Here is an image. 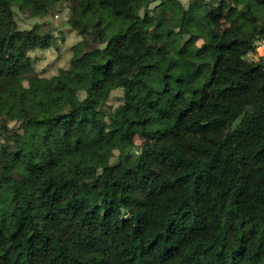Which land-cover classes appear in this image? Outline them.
I'll return each instance as SVG.
<instances>
[{"label": "trees", "instance_id": "1", "mask_svg": "<svg viewBox=\"0 0 264 264\" xmlns=\"http://www.w3.org/2000/svg\"><path fill=\"white\" fill-rule=\"evenodd\" d=\"M50 1L0 0V73L8 52L25 61L49 44L3 27L11 6ZM67 1L92 41L71 60L80 84L30 77L17 102L0 100L13 144L0 146V264H264V58L243 59L264 36V0L221 1L197 20L203 5L174 3L176 23L154 18L152 0ZM136 136L151 167L132 153Z\"/></svg>", "mask_w": 264, "mask_h": 264}, {"label": "rangeland", "instance_id": "2", "mask_svg": "<svg viewBox=\"0 0 264 264\" xmlns=\"http://www.w3.org/2000/svg\"><path fill=\"white\" fill-rule=\"evenodd\" d=\"M222 3L226 6H233V0H152L148 5L150 14L154 18L161 17L164 20H170L173 17V23L177 22L179 14L178 4L183 9H188L192 4L199 3L203 7L194 12V16L200 19L204 11H213L217 13V9ZM12 24L9 21H2L3 27L12 25L18 31H35L41 35L49 36V44L46 48H36L27 52L25 61L19 60L14 52H8L6 59L7 66L0 73V84L9 83L10 86L6 90L0 89V100L5 96L17 102L25 93L28 87V79L30 77L51 78L60 76L66 82L72 85L80 84V81L74 76L71 70V60L74 51L83 53L86 48L91 47V38L87 35L80 34L70 23L71 6L67 0H51L45 7H39L34 3L24 5L13 4ZM144 10L141 9L139 15L142 17ZM241 25L249 24L246 18L238 21ZM172 24V23H171ZM228 29V23L221 19L214 26V30L222 32ZM193 31H197L196 28ZM196 34V33H195ZM201 40H196V45H201ZM264 58V36L258 37L254 42V51L246 54L243 59L245 61H258ZM129 77L125 74L113 75L110 84L107 86L108 97L103 105L99 108L101 117L107 121L108 115L123 100L122 89L128 83ZM17 81V83H15ZM83 98L84 94H80ZM253 109V102H247L241 107V111L249 112ZM17 127L13 123L10 128ZM143 139L136 136L134 138L135 149L132 151L134 156L141 158L148 166H152V160L147 154L142 153ZM0 146L5 147L8 151L13 149L12 136L0 130ZM118 156V152L114 151L111 162H114ZM13 177L17 181L26 178L27 173L22 167L14 168Z\"/></svg>", "mask_w": 264, "mask_h": 264}]
</instances>
